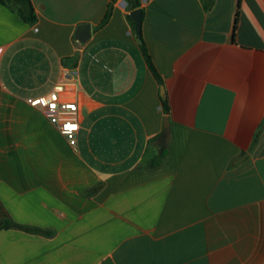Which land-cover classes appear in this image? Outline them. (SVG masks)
Instances as JSON below:
<instances>
[{
  "label": "crops",
  "instance_id": "crops-1",
  "mask_svg": "<svg viewBox=\"0 0 264 264\" xmlns=\"http://www.w3.org/2000/svg\"><path fill=\"white\" fill-rule=\"evenodd\" d=\"M30 1L0 3V264H264V0ZM57 87L74 145L29 104Z\"/></svg>",
  "mask_w": 264,
  "mask_h": 264
},
{
  "label": "built area",
  "instance_id": "built-area-1",
  "mask_svg": "<svg viewBox=\"0 0 264 264\" xmlns=\"http://www.w3.org/2000/svg\"><path fill=\"white\" fill-rule=\"evenodd\" d=\"M73 93V87H57L45 96L29 100L31 106L44 110L48 120L57 126L71 145L76 143V134L79 129L78 104L73 98Z\"/></svg>",
  "mask_w": 264,
  "mask_h": 264
},
{
  "label": "trees",
  "instance_id": "trees-1",
  "mask_svg": "<svg viewBox=\"0 0 264 264\" xmlns=\"http://www.w3.org/2000/svg\"><path fill=\"white\" fill-rule=\"evenodd\" d=\"M114 1V0H112ZM1 4H4L6 6H9L10 8H12L13 10L16 11V13L19 15L20 19L26 23L29 24H34L37 20L36 14L34 12V8L31 4L30 0H0ZM139 7V2L136 0L135 3L133 4L132 8H136ZM110 16V10L107 11V13L105 14L102 23L104 24L107 22L108 18ZM141 51L143 54V57L147 63V66L149 67L150 71L152 72L153 76L155 77V79L161 83V78L158 75L152 61L151 58L147 52V48L144 44V42H141ZM12 224L11 222H3L0 223V227H10ZM35 232H39L38 230H33Z\"/></svg>",
  "mask_w": 264,
  "mask_h": 264
},
{
  "label": "water",
  "instance_id": "water-1",
  "mask_svg": "<svg viewBox=\"0 0 264 264\" xmlns=\"http://www.w3.org/2000/svg\"><path fill=\"white\" fill-rule=\"evenodd\" d=\"M130 17L134 23V31L136 36L141 38V9L131 11Z\"/></svg>",
  "mask_w": 264,
  "mask_h": 264
}]
</instances>
